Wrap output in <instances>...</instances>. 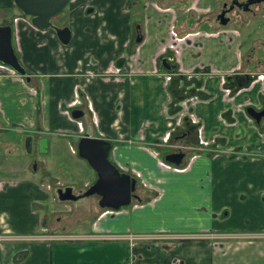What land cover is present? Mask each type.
<instances>
[{"label": "crops", "instance_id": "1", "mask_svg": "<svg viewBox=\"0 0 264 264\" xmlns=\"http://www.w3.org/2000/svg\"><path fill=\"white\" fill-rule=\"evenodd\" d=\"M196 1L204 11L208 0ZM167 6L144 0L138 10L135 0H69L50 19L69 31L62 45L52 29L34 28L12 0H0V27H10L11 49L24 71L20 76L0 63V244H11L0 247V264H264L262 246L206 239L44 241L65 224L61 217L49 223L39 209L48 196L39 180L47 165L55 172L43 179H59L71 193L96 179L76 155L83 135L110 144L107 160L134 179L136 198L117 210L101 208L98 196L56 205L78 215L67 219L68 235L218 234L248 228L256 213L264 215V128L245 114L246 107H264V81L257 80L263 53L244 60L250 35L240 30L246 20L237 21L236 34L218 30L195 37L197 47L178 44L176 68L165 71L158 58L167 54L162 48L175 20ZM176 30L181 37L183 29ZM229 74H246L249 84L227 94L222 78ZM179 77L187 83L179 84ZM190 80L199 82L197 89ZM185 90L194 101L178 110ZM72 110L81 116L71 119ZM186 114L200 129L183 120ZM173 140L187 145L178 165L164 161L172 151L163 143ZM200 140L216 153L198 154ZM66 161L71 168L63 171L59 165ZM30 164L39 166L33 171ZM37 233L41 240L27 238Z\"/></svg>", "mask_w": 264, "mask_h": 264}, {"label": "flooded vegetation", "instance_id": "2", "mask_svg": "<svg viewBox=\"0 0 264 264\" xmlns=\"http://www.w3.org/2000/svg\"><path fill=\"white\" fill-rule=\"evenodd\" d=\"M157 1H160V0H157ZM163 1L165 5H168L166 7L167 10H170L175 18L173 24L171 25V29L169 31L171 33V41L162 48L164 51V54L167 53L166 55H163V56H170L172 58V61L169 62V65H171L172 67V70H170L171 72H173L176 68V65H172V64L173 62L177 61L178 44H183L187 46L192 45L194 47H197V45H193L195 43V40H194L195 37H197L201 33L207 35V34H210L211 32V34L213 35L214 33L216 34L218 30H227V32H229L232 35L236 34V31L238 32V29H236L235 27V22L237 21L241 22L243 20H246L247 25H248V21L256 17V12L253 10L254 7H260L261 11H263L264 13V8L261 7L264 4V0H208L206 4V8H204L205 9L204 11L198 10L199 6L196 3L197 2L196 0H163ZM250 1H252L253 3L247 4ZM135 2H136L138 10H141L142 9L141 7L144 4V0H135ZM65 7L59 13H61L65 9ZM248 15L250 16V19L249 17H247ZM244 18H247V19H244ZM223 22L224 24H222ZM194 25H198V26L207 25L209 28H212V29H206V30L201 31V29L197 28L198 30H190L191 28L194 27ZM247 25L242 26L240 29L246 28ZM178 26L181 29H183L182 31L183 34L181 37H177L176 36L177 33L174 32V29H177ZM133 31H134V36H135L134 40H136V38L140 36L139 41L138 42L135 41V43L138 44L141 40V35L139 34L140 26L136 24V26H134ZM249 39L248 41L245 40V42L246 44H250L251 48L249 49V52L245 53L246 55H244L245 56L244 60L247 61L249 54L254 53V51H257L258 53L262 52L264 56V39H263V42L261 41V38L259 40L254 39L252 41H250ZM159 58H158V62H159ZM260 60H261V57L259 56V62ZM202 71H205V69L204 70L202 69ZM243 76L246 77L245 83H241ZM236 77H238L239 79L236 80L235 79ZM258 79H260L261 81H264V73L258 75L257 80ZM184 80L185 79L183 77H179L177 79V82L181 84L182 82H184ZM249 81H250V78L246 74H240V75L239 74H235V75L229 74L226 77L222 78L223 86L227 94L249 84ZM186 83L187 81L185 80V84ZM190 83H193V89L198 88V85H199L198 81L190 80ZM238 83H241V84L238 85ZM173 91L172 93L176 95L177 91L176 90H173ZM193 101L194 99L192 98L191 93H189L188 90H185L184 94H181L180 96H178V99H177V103L182 104V105L181 107L176 106V108L178 110L179 109L189 110L187 106H189ZM247 108H252V107L245 108V114L249 118L250 116L246 112ZM252 109L255 110L256 112L264 111V107H260L256 109L252 108ZM249 119H252V118L250 117ZM183 120L187 121L188 124L191 123L188 114L183 116ZM252 122L257 126L264 128V115H262L258 119L257 122L254 119H252ZM193 125L195 124L191 123L192 127H194ZM200 127H201L200 123L197 122L195 125V129L196 128L200 129ZM188 132H189L188 130L184 131L183 136L187 135ZM176 143H177V140H173L167 143V144L176 146V148L172 149V152L168 154H182L184 156L185 155L184 153L187 150V145L186 144H176ZM198 144H199L198 150H196L198 154L209 153L211 156L216 153L214 149L215 147H210L212 143L208 144L206 141L201 142L200 140ZM189 158H193V157H189ZM84 191H79L77 194H75V196L80 195ZM202 234H208L213 237L212 238H207V237L187 238V236H199ZM42 235L43 233H37L35 236H30L27 238L30 240H34V239L41 240ZM116 235H123V234H116ZM149 235H152V234H149ZM153 235H166V236L171 237L167 239L157 238V240H165V241H185V240H205V239L214 241L216 239H234L237 237L238 238L245 237L243 235H229V234H220V233L217 234V233H208V232L207 233L206 232L205 233H194V234H176V235H171V234H153ZM178 236H180V238ZM182 237H186V238H182ZM2 239L3 237H0V240ZM48 240L50 239H47V238L44 239V241H48ZM143 240H151V239H143ZM143 240H134V241H143ZM82 241H86V240H82ZM120 242H126V241H120Z\"/></svg>", "mask_w": 264, "mask_h": 264}, {"label": "water", "instance_id": "3", "mask_svg": "<svg viewBox=\"0 0 264 264\" xmlns=\"http://www.w3.org/2000/svg\"><path fill=\"white\" fill-rule=\"evenodd\" d=\"M14 6L26 17L30 24L39 30L52 29L60 44L66 45L69 40V31L66 27H54L50 19L57 15L68 3V0H12ZM253 3L252 1L247 4ZM224 24V22L222 23ZM140 36L136 38L138 42ZM170 56L159 58V66L165 71L172 70L169 62ZM0 63L9 67L13 72L24 76V71L18 64L10 45V27H0ZM236 80L239 78L236 77ZM246 82V77H242V82ZM241 83H238L240 85ZM247 114L256 122L264 115L263 112H256L252 108L246 109ZM71 119H77L81 112L72 110L69 113ZM110 144L98 138H90L83 135L76 145V155L94 171L95 181L80 195H73L69 187L56 190V197L59 201H76L79 198L96 195L99 197L98 205L101 208L117 210L130 203L136 198L133 194L135 181L124 173H119L117 169L108 162L107 155ZM182 154H166L164 161L178 165L182 159Z\"/></svg>", "mask_w": 264, "mask_h": 264}, {"label": "rangeland", "instance_id": "4", "mask_svg": "<svg viewBox=\"0 0 264 264\" xmlns=\"http://www.w3.org/2000/svg\"><path fill=\"white\" fill-rule=\"evenodd\" d=\"M261 7L264 8V4ZM253 10L256 12V17L252 18L250 20V22L248 21V25L246 28L240 29V30H243L242 35H245L247 33L250 35V39H249L250 41H252L254 39L259 40L260 38L264 37V13H263V11H261L260 7H254ZM247 17H249V19H250L249 15ZM197 28L201 29V31L206 30V29H212V28H209L207 25H203V26L194 25V27L191 28L190 30H198ZM174 32L177 33V30L174 29ZM1 157H3V156L0 154V172H1V169H3L2 163H1ZM37 165L35 167L34 164H30V169L35 171L37 169V167L39 166V165L38 166ZM59 167L61 168V170L65 171V170H70L71 165H70V162L66 161L65 163L60 164ZM50 168H51V166L47 165V169H46V171H44V173H46L44 175H46V176H42L43 175V173H42L41 174L42 179H39L48 186L45 188V190L48 191L47 200L45 203L43 202L45 207H39V209H40V212H42L44 219H46L49 223H53V225H56L53 220L56 221L57 218L61 217V219L65 222L64 226L65 225L67 226V224H66L68 222L67 219L71 222L75 219H78L77 218L78 215L75 214V216L72 217V215H71L72 213L70 212V207H55L56 205L61 204V203L62 204L72 203V201H59L57 199L56 189H63L64 186H62V183H63L62 181H60L59 179L55 180V181H50V179H43V178H46L47 176H49L50 173L55 172L54 168H53V172L50 171L51 170ZM67 175H68V178L71 177V175H69V174H67ZM55 182H57L59 185L55 186L54 185ZM75 192H76V190L73 191V193H75ZM93 196H96V195H93ZM263 197H264V193H263ZM79 209L81 210L80 207H79ZM253 215L254 214L251 213V217ZM254 216L256 217L255 224L249 226L248 228L244 227V228H241L238 230L218 232L220 234L243 235V236H245L244 238H238L237 237L234 239H216V240H214V242L215 243H222V245H223V243L225 245L226 244L231 245V244L240 243V244H252L253 246L264 247V225H261V222L263 221L264 215L262 213H256ZM64 226H63V224H62V226H58V229H57V231L54 232L55 233L54 235H52V236L46 235L44 237V239L51 237V239L54 240L55 242L56 241H58V242L67 241L65 236H63V234L68 235V234H73V233H72V231H68V230L63 229V228H67ZM69 228H71V227L69 226ZM77 228L81 229L79 227H77ZM73 229H76V228H73ZM64 232H66V233H64ZM87 235H95V236L97 235L98 236V235H105V234L104 233H102V234L78 233L76 236H87ZM185 241H188V240H185ZM99 242H108V241H99ZM47 243H49V242L47 241ZM10 245L11 244H8V243H2V244H0V247H10ZM203 264H233V263L231 261H226L225 259H218L217 262H215L213 260L211 262H210V260H207V261L204 260Z\"/></svg>", "mask_w": 264, "mask_h": 264}, {"label": "built area", "instance_id": "5", "mask_svg": "<svg viewBox=\"0 0 264 264\" xmlns=\"http://www.w3.org/2000/svg\"><path fill=\"white\" fill-rule=\"evenodd\" d=\"M76 101H74L73 106L76 105ZM164 142V141H163ZM167 144V142L165 141L163 143ZM167 148L170 149V151H172V149L176 148V146L171 145V144H167L166 145ZM65 236L67 241H75V240H86V241H108V242H120V241H126V242H132L134 240H143V239H157V238H163V239H167V238H171L169 236L166 235H137V234H133V233H127V234H123V235H116V234H105V235H87V236H71V235H63ZM180 238V236H178ZM197 237H207V238H212L213 236L208 235V234H202L199 236H187V238H197ZM182 238H186V237H182ZM51 240L50 238H47Z\"/></svg>", "mask_w": 264, "mask_h": 264}, {"label": "trees", "instance_id": "6", "mask_svg": "<svg viewBox=\"0 0 264 264\" xmlns=\"http://www.w3.org/2000/svg\"><path fill=\"white\" fill-rule=\"evenodd\" d=\"M20 12V11H19ZM21 13V12H20ZM22 14V13H21ZM23 15V14H22ZM24 16V15H23ZM174 90V89H173ZM174 92V91H173Z\"/></svg>", "mask_w": 264, "mask_h": 264}]
</instances>
